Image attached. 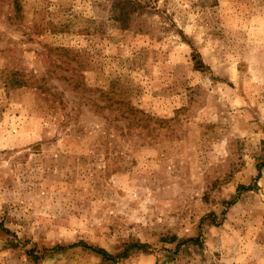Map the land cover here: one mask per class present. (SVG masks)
Returning <instances> with one entry per match:
<instances>
[{
	"label": "rangeland",
	"instance_id": "obj_1",
	"mask_svg": "<svg viewBox=\"0 0 264 264\" xmlns=\"http://www.w3.org/2000/svg\"><path fill=\"white\" fill-rule=\"evenodd\" d=\"M119 1L0 0V264H264V0Z\"/></svg>",
	"mask_w": 264,
	"mask_h": 264
},
{
	"label": "trees",
	"instance_id": "obj_2",
	"mask_svg": "<svg viewBox=\"0 0 264 264\" xmlns=\"http://www.w3.org/2000/svg\"><path fill=\"white\" fill-rule=\"evenodd\" d=\"M119 3H120V7H117V11H121V12L126 11V14H134V13H137V12L143 11V10H154L156 0H142V1H138V2H134L131 0H120ZM18 85H24V84H23V82H19ZM262 168H264V148H263L262 161L260 162V164L257 165V173H258L257 178H259V175H260ZM250 190H251L250 188H245L243 186H239L237 192L239 194V192H248ZM176 240H177L176 237H172V238L167 239L166 243L173 244L176 242ZM188 243L197 245V241L195 239H188V240L183 241V242H180V241L177 242L175 249L178 250L181 246H184L185 244H188ZM77 247H81L85 250L90 251L94 255L100 257V259L105 261V262H115V261H119V260H126L129 258L130 253H134V252H139L142 254L150 253V247L146 244H140V243L124 244L122 251L119 254H117L116 256H112L102 249L92 247V246H88L85 244H77V245H73V246H70L67 248L73 249V248H77ZM54 249H51V252L62 251L64 248H61L60 246H58ZM176 252L177 251H175V254H176Z\"/></svg>",
	"mask_w": 264,
	"mask_h": 264
}]
</instances>
